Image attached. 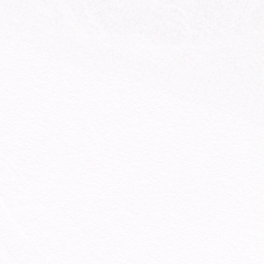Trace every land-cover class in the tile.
<instances>
[{"label":"snow or ice","instance_id":"snow-or-ice-1","mask_svg":"<svg viewBox=\"0 0 264 264\" xmlns=\"http://www.w3.org/2000/svg\"><path fill=\"white\" fill-rule=\"evenodd\" d=\"M0 264H264V0H0Z\"/></svg>","mask_w":264,"mask_h":264}]
</instances>
